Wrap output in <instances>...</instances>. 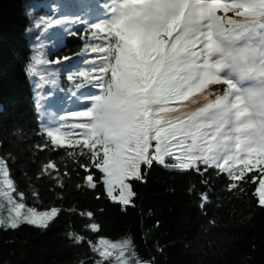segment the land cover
<instances>
[{
	"label": "snow or ice",
	"instance_id": "obj_1",
	"mask_svg": "<svg viewBox=\"0 0 264 264\" xmlns=\"http://www.w3.org/2000/svg\"><path fill=\"white\" fill-rule=\"evenodd\" d=\"M82 3L100 14L35 23L45 33L54 25H84L85 54H92L68 76L79 108L57 116L46 112L55 95L36 100L43 142L35 145V159L45 151L65 153L64 161H45L34 178L53 181L57 204L29 205L12 172L14 156L0 154V230L47 229L68 212L78 217L81 230L74 220L66 236L85 249L77 264H157L156 257L140 254L135 237L103 236L97 212L60 206L73 171L82 180L78 189L94 191L97 201L107 198L122 210L135 207L136 184L161 166L195 173L205 186L213 172L226 177L229 193L249 196L264 211V0ZM71 60L53 62L40 52L25 71L36 77L38 65ZM41 198L34 187L33 199ZM209 202L210 193L201 190L200 208ZM156 250L163 255V247Z\"/></svg>",
	"mask_w": 264,
	"mask_h": 264
},
{
	"label": "trees",
	"instance_id": "obj_2",
	"mask_svg": "<svg viewBox=\"0 0 264 264\" xmlns=\"http://www.w3.org/2000/svg\"><path fill=\"white\" fill-rule=\"evenodd\" d=\"M35 3L50 7L59 6L61 1L0 0V142L4 145L0 154L14 156L12 172L19 191L29 205L44 209L57 204L58 193L53 192L56 185L51 179L34 178L45 161H64L65 153L45 151L38 153L39 161L35 159V145L43 141L32 81L25 68L33 56V45L45 43L48 48L56 36L35 27L36 22L43 24L48 19L47 14H27L26 6ZM84 8L82 0H75L66 14L78 15ZM82 35V28L72 31L56 43L58 48L48 57L80 53ZM68 166L75 169L71 162ZM202 179L195 173L153 167L147 172V181L136 184L135 207L122 210L107 198L97 201L96 192L78 189L76 185L82 180L73 171L60 206L97 212L103 236L112 240L135 237L140 254L156 257L157 264H264V211L249 196L229 193L226 177L213 172L208 186ZM192 185H196L195 193ZM34 187L41 192L39 201L33 199ZM201 190L210 193V202L203 210L199 206ZM74 220L79 232L78 217L68 212L47 229L23 226L19 230H0V264H77L85 249L74 247L66 236ZM146 233L150 234L146 237ZM157 245L164 248L163 255L156 250Z\"/></svg>",
	"mask_w": 264,
	"mask_h": 264
},
{
	"label": "rangeland",
	"instance_id": "obj_3",
	"mask_svg": "<svg viewBox=\"0 0 264 264\" xmlns=\"http://www.w3.org/2000/svg\"><path fill=\"white\" fill-rule=\"evenodd\" d=\"M41 5L42 3H35V4H29L28 6H26V12L27 14H34V16L36 15V17H39L40 15H43L42 12H41ZM50 18H52V16H50ZM69 20V19H67ZM69 24V23H68ZM34 48L36 49V46H34ZM56 59H51L50 61H56ZM59 69L57 68H46L45 69V81L43 83H41V86L37 85V84H33V90H34V94H35V97H36V100L37 98H41L44 102H47L48 100H51L50 97H52L53 95H57L59 94V96L56 97L55 101L50 105V108H49V105H46V112L49 113V114H54V115H61L62 113L60 112V107L61 109L64 108L65 104L60 101L61 100V94L59 93V91H54L55 88L50 85H52L53 83L51 82V78L57 73ZM55 85V84H53ZM45 87L48 89L49 87L52 89L50 92H47L45 93L44 89ZM78 105V104H77ZM69 109H73V107H69ZM38 114H39V120H40V126H41V115H40V110L38 109ZM171 169V168H170ZM13 195H15V193H13ZM0 200H2V198H0Z\"/></svg>",
	"mask_w": 264,
	"mask_h": 264
},
{
	"label": "water",
	"instance_id": "obj_4",
	"mask_svg": "<svg viewBox=\"0 0 264 264\" xmlns=\"http://www.w3.org/2000/svg\"><path fill=\"white\" fill-rule=\"evenodd\" d=\"M91 192H94V191H91Z\"/></svg>",
	"mask_w": 264,
	"mask_h": 264
}]
</instances>
